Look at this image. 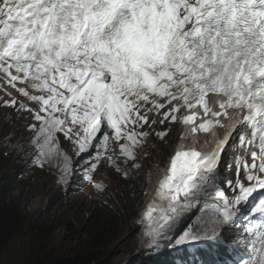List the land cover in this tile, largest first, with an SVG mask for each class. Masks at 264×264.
Segmentation results:
<instances>
[{
  "label": "snow or ice",
  "instance_id": "obj_1",
  "mask_svg": "<svg viewBox=\"0 0 264 264\" xmlns=\"http://www.w3.org/2000/svg\"><path fill=\"white\" fill-rule=\"evenodd\" d=\"M0 91L31 116V163L88 181L101 161L127 176L118 161L157 124L211 132V150L171 157L148 246L173 264H264V0H0ZM221 116L239 120L218 138Z\"/></svg>",
  "mask_w": 264,
  "mask_h": 264
},
{
  "label": "rangeland",
  "instance_id": "obj_2",
  "mask_svg": "<svg viewBox=\"0 0 264 264\" xmlns=\"http://www.w3.org/2000/svg\"><path fill=\"white\" fill-rule=\"evenodd\" d=\"M28 115L29 114L26 113L24 117L30 119ZM166 126L167 124L164 126L160 124L155 125V131L135 149L137 152L136 161L133 162L130 160L126 163V166L123 167L129 169V171L131 169L136 170L133 177H128L129 174L125 176L123 172L104 165L96 174V180L88 181L86 179H79L78 177H80V174L76 169H73L75 173L73 175L66 174L62 171V160L53 161L51 164L45 163L43 168L37 167L30 163V153L34 154V150L29 146L34 133L30 131L27 126L22 130L16 129V127L10 128V124L6 126L10 131L0 135V165L3 163L4 166L9 167L14 162V159L23 158L27 154L26 159L29 161L27 167L41 176L42 184L45 186L44 194L39 196L32 204L33 213L37 212L43 206L46 199L45 192L50 185H61L70 200L73 201L78 199L81 203L84 202L85 208H89L99 203L101 201L100 199L118 198L123 183L138 180V173L143 172L146 180L149 181L150 184L151 176L155 169L158 166L167 167V160L174 153H172L174 144L178 140V135L174 133L178 127L177 124ZM1 128L2 126L0 125V129ZM165 129H169L170 132H173L175 138L172 140L174 142L171 141L169 137V131L166 137L161 139L162 141H160V143L154 140V138L157 137L156 133L164 131ZM61 139V148H63V151L75 159V152L70 150L69 143L62 136ZM63 145L69 147H63ZM133 163H139L140 168H133ZM97 183H100L103 187L98 189L95 186ZM146 189L145 196L147 194ZM144 199L142 202L143 205L141 204L138 208L137 216L125 220L116 237L107 245L97 250V254L104 260L102 263L98 264H136V262L139 263L140 258H148L153 255L154 251L148 249V241H143L141 235L143 231V227H141L143 226V223H141L143 214H141V212H143V207H145ZM87 241L88 235L82 226L75 233L68 231L64 226H58L54 229L49 239L43 242L41 238L35 235V231L32 230V227L26 224L20 232L14 235L6 248L1 252L0 264H36L37 260L46 252L43 250H47V253L54 259L66 258L77 247L86 244ZM39 246L43 248L41 252H39ZM202 255L205 260L211 261V255L208 256L209 254L207 253H203ZM213 258L214 256H212V259Z\"/></svg>",
  "mask_w": 264,
  "mask_h": 264
},
{
  "label": "trees",
  "instance_id": "obj_3",
  "mask_svg": "<svg viewBox=\"0 0 264 264\" xmlns=\"http://www.w3.org/2000/svg\"><path fill=\"white\" fill-rule=\"evenodd\" d=\"M25 160L26 156L14 159L9 167L0 165V254L26 224L43 242L58 226H64L72 233L82 226L88 235L86 244L77 247L68 257L57 260L43 250L46 252L36 264L102 263L104 260L97 250L116 237L125 220L137 216L148 184L145 174L140 172L138 180L124 182L118 198L100 199L89 208L78 199L70 200L61 185H50L43 206L33 213L32 204L44 194L45 186L41 176L29 169ZM38 249L41 252L43 248L39 246Z\"/></svg>",
  "mask_w": 264,
  "mask_h": 264
},
{
  "label": "bare ground",
  "instance_id": "obj_4",
  "mask_svg": "<svg viewBox=\"0 0 264 264\" xmlns=\"http://www.w3.org/2000/svg\"><path fill=\"white\" fill-rule=\"evenodd\" d=\"M0 98L4 99L5 96H0ZM186 111L189 112L188 110H186ZM25 114H26L25 112H21L17 108L8 107V106H0V125L2 126V128L0 129V135L6 134L10 131V129L6 127V126H8V124H10V128L16 127V129L24 130L25 127L30 122H32L31 116L28 115V117H30V119H28V118L24 117ZM219 119H221V121L225 125V127L224 128L216 127L217 134H220L221 132H223V130L226 128L227 124L232 121V119H227L223 116H221ZM167 126H168V124H167ZM4 127H6V128H4ZM172 128H174V127H172ZM190 128H191V124H188V125H186L184 123L181 124L179 140H178V144L180 145V148L178 150H186V149H191L193 147H195L196 150H198V151H209V150H211L212 144L206 143L205 141L206 140H209V141L212 140L213 139L212 134H208L204 137H202L198 133H195L194 135L189 134ZM168 131H169V129H168ZM169 137L171 138V141L174 140L175 137H174L173 132L169 131ZM185 137H187V138H185ZM60 139H61V137H60ZM194 139L197 140L198 143L194 144L193 143ZM154 140L157 141L158 143H160V141H162L161 138L158 136L155 137ZM61 141H62V139H61ZM61 147H62V144H61ZM63 147L68 148L69 146L63 145ZM165 147H166V145H165ZM62 150H63V148H62ZM174 154H175V152L172 154V156ZM170 159L171 158H169L167 160V163H166L167 167L166 166H158L155 169V171L153 172V174L151 176L150 184L148 185V188H147V194H146L145 199H144V206L145 207H143V210H142L143 212H141V214H143L142 219H141V221H142L141 223H143V226H141V227H143V231L141 233L143 241L144 240L148 241V237H146L145 232L149 227L148 221L145 218L144 213H146L148 211V208L150 206L159 205L161 203L159 197L157 196V190L159 187L160 180L165 175L168 174L167 169L170 166ZM153 215L155 216L156 213L154 212ZM152 249H154V248H152Z\"/></svg>",
  "mask_w": 264,
  "mask_h": 264
},
{
  "label": "clouds",
  "instance_id": "obj_5",
  "mask_svg": "<svg viewBox=\"0 0 264 264\" xmlns=\"http://www.w3.org/2000/svg\"><path fill=\"white\" fill-rule=\"evenodd\" d=\"M13 95H16L15 91H13ZM0 96H5L2 91H0ZM4 99H8V97L5 96ZM20 99L23 100L24 98L23 97H20ZM25 113H27V112L25 111ZM182 123H183L182 119L177 120L175 122L165 121V123L162 126H164L165 124H168V125H176L177 124L178 129L175 130L174 133L178 135V140H179L180 128H181V124ZM197 133L199 135H201L202 137H204V136L210 134L211 132H207L206 133V132H203V131H198ZM178 140L174 144V148H173L172 153L178 151V149L180 148V145L178 144ZM25 156L27 157V154ZM171 156H170V158H171ZM25 162H26V165H27V163L29 161L28 160H25ZM30 163H31V161H30ZM118 163H120V165H121L122 168L126 166V163L124 161H118ZM104 165H107L111 169H116L115 167L109 165L105 161H101L100 164L97 166V168L94 169L92 171V173H91L92 180H96V174L98 173V171H100V169H102V167ZM77 172H79V171H77ZM135 172H136V170L131 169L129 171V176L128 177H133L134 174H135ZM79 174H80V177H78V178L79 179H84L83 173L82 172H79ZM148 185H149V181H148V184H147V187L146 188H148ZM146 192H147V189H146ZM144 197H145V191H144ZM144 197H143V199H144ZM143 199H142V202H143ZM147 247H148L149 250L154 251L153 255H151L148 258H145V257L140 258L139 259L140 260L139 263L136 262V264H173V261L178 257V255H175L176 252L169 251L167 248H163V249H156V248H154V249H152V247H149V246H147Z\"/></svg>",
  "mask_w": 264,
  "mask_h": 264
}]
</instances>
